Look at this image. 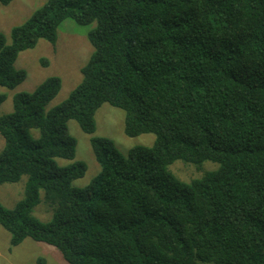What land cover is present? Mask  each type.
I'll return each mask as SVG.
<instances>
[{"label":"trees","instance_id":"16d2710c","mask_svg":"<svg viewBox=\"0 0 264 264\" xmlns=\"http://www.w3.org/2000/svg\"><path fill=\"white\" fill-rule=\"evenodd\" d=\"M65 20L95 23L81 82L46 111L61 89L49 77L0 117V186L26 178L21 200L0 204L11 246L31 239L67 264H264V0H47L10 44L0 34V87L26 79L18 55L55 47ZM103 104L124 112L126 137L155 142L124 156L92 137L101 171L77 188L87 166L72 162L67 123L93 135ZM176 161L218 169L184 183ZM40 192L46 223L33 216Z\"/></svg>","mask_w":264,"mask_h":264},{"label":"rangeland","instance_id":"374dc122","mask_svg":"<svg viewBox=\"0 0 264 264\" xmlns=\"http://www.w3.org/2000/svg\"><path fill=\"white\" fill-rule=\"evenodd\" d=\"M47 0H12L8 6H0V34L4 35L7 44L11 43L10 32L15 26L23 24ZM95 23L81 27L71 20H65L57 31V43L52 47L48 42L39 40L31 49L21 52L15 62V68L26 72V79L15 89L0 87V95L6 100L0 106V117L10 114L13 110L12 98L20 92H33L45 79L57 77L61 81V89L57 96L47 105L46 111L61 104L72 90L81 82L80 69L87 63L93 48L87 40L88 32ZM41 59L48 62L47 66L40 63ZM67 132L76 141L75 157L72 162H83L87 170L83 178L75 180L73 186L83 188L96 177L101 168L94 158L90 146L92 137H102L111 140L117 150L124 156L136 146L151 147L155 142L153 134L129 138L124 134V112L103 104L95 113V132L93 135L83 133L74 120L67 123ZM4 148V140L0 136V153ZM61 165L70 161L59 160ZM218 169L217 164L204 162L200 167L176 161L168 170L180 181L189 183L199 179L206 172ZM26 178L16 184L0 186V204L12 209L23 198ZM41 202L33 210V216L41 222H49L52 212L44 202V194L40 192ZM11 235L0 226V264H67L61 254L53 247L26 239L20 245L12 247Z\"/></svg>","mask_w":264,"mask_h":264}]
</instances>
